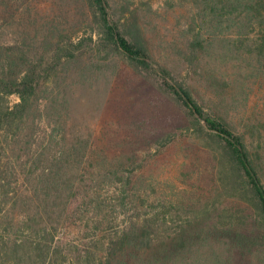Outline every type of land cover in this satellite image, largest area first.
Here are the masks:
<instances>
[{
  "label": "trees",
  "instance_id": "obj_1",
  "mask_svg": "<svg viewBox=\"0 0 264 264\" xmlns=\"http://www.w3.org/2000/svg\"><path fill=\"white\" fill-rule=\"evenodd\" d=\"M48 1L33 11L32 0H0V264H264V119L232 111L264 83V0H188L186 24L172 26L170 45L212 89L209 104L156 59L150 5L139 17L116 0H83L92 30L75 36L43 20ZM116 60L158 76L212 155L215 184L190 207L196 224L213 213L211 223L154 238L139 170L75 127L73 91ZM117 207L139 214L114 230Z\"/></svg>",
  "mask_w": 264,
  "mask_h": 264
},
{
  "label": "rangeland",
  "instance_id": "obj_2",
  "mask_svg": "<svg viewBox=\"0 0 264 264\" xmlns=\"http://www.w3.org/2000/svg\"><path fill=\"white\" fill-rule=\"evenodd\" d=\"M40 1L32 0L33 11L40 7ZM116 1L119 5L129 6L130 11L137 12L139 17L147 15V5L159 12L150 26L151 46L156 59L167 66L177 79L188 82L196 96L209 104L212 89L205 87L202 75L191 70L178 49L170 45L174 37L172 26L177 33L179 29L175 27L182 28L186 24L188 0H182V3L177 1L174 6L170 5L171 0ZM45 8L47 11L42 12L45 22L64 24L75 36L92 30L90 21L83 12V0H49ZM175 9L178 10L177 13H173ZM2 18L0 15L1 23ZM84 62L88 60L85 59ZM80 64L74 65L75 71L80 72L86 65ZM109 68L98 79L90 74L85 81L86 87L73 91L75 127L93 130L94 143L98 148L122 150L121 156L126 159L127 168L139 170V175L148 184L147 186L143 182L147 186L143 200L150 198L142 214L147 212L156 214L157 217L154 238L162 236L165 229L179 233L181 226H189L187 220L193 225L204 226L211 223L213 213L202 216L196 224L193 220L195 209L190 208L194 207L192 198L197 194V188L207 194L213 188L215 162L212 155L204 154L201 142L189 130V117L173 99L160 91L158 76H140L118 60L112 62ZM68 81L70 82L69 79ZM11 102L16 103L17 98L12 97ZM232 111L252 114L263 120L264 83L256 86L255 97L249 106L238 103ZM167 135H172V143L166 144L161 140ZM261 152L260 163L264 169V150ZM111 154L109 153L110 156ZM132 208L114 209L110 216V226L116 230L129 220V216H137L139 213L134 212L133 215ZM186 256H189L190 262L192 252Z\"/></svg>",
  "mask_w": 264,
  "mask_h": 264
}]
</instances>
